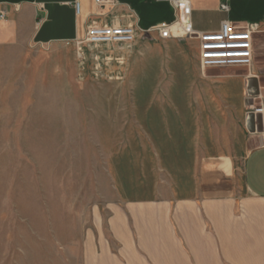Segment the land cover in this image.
Wrapping results in <instances>:
<instances>
[{
  "label": "crops",
  "instance_id": "crops-1",
  "mask_svg": "<svg viewBox=\"0 0 264 264\" xmlns=\"http://www.w3.org/2000/svg\"><path fill=\"white\" fill-rule=\"evenodd\" d=\"M117 1L0 0V43L19 31L53 45L93 23L137 27L129 52L146 67L134 97L142 155L127 163L122 191L154 195L94 206L77 264H264V144L246 126L247 106L264 100V0H185L196 31L226 20L259 27L251 66L205 71L199 39L148 31L176 18L170 0Z\"/></svg>",
  "mask_w": 264,
  "mask_h": 264
},
{
  "label": "rangeland",
  "instance_id": "rangeland-1",
  "mask_svg": "<svg viewBox=\"0 0 264 264\" xmlns=\"http://www.w3.org/2000/svg\"><path fill=\"white\" fill-rule=\"evenodd\" d=\"M16 36L0 43V264H77L94 206L154 195L122 191L142 155L134 97L146 67L127 45H85L79 57L74 43ZM247 107L259 146L264 100Z\"/></svg>",
  "mask_w": 264,
  "mask_h": 264
},
{
  "label": "built area",
  "instance_id": "built-area-1",
  "mask_svg": "<svg viewBox=\"0 0 264 264\" xmlns=\"http://www.w3.org/2000/svg\"><path fill=\"white\" fill-rule=\"evenodd\" d=\"M99 6L116 5L117 0H94ZM178 10V15L170 22H161L149 29L157 32L160 38H197L200 42L199 65L202 71L210 68H229L251 66L253 62V39L259 31L257 23L235 25L223 21L218 31L199 32L193 29L190 19V5L185 0H170ZM77 3V10H79ZM222 9L228 11L229 5L224 2ZM135 25H101L93 23L87 27L83 38L74 41L77 54L83 55L85 45L122 44L131 46L136 38ZM227 54V56L225 55ZM255 112H264V107H257Z\"/></svg>",
  "mask_w": 264,
  "mask_h": 264
},
{
  "label": "bare ground",
  "instance_id": "bare-ground-1",
  "mask_svg": "<svg viewBox=\"0 0 264 264\" xmlns=\"http://www.w3.org/2000/svg\"><path fill=\"white\" fill-rule=\"evenodd\" d=\"M227 56V54H225Z\"/></svg>",
  "mask_w": 264,
  "mask_h": 264
}]
</instances>
